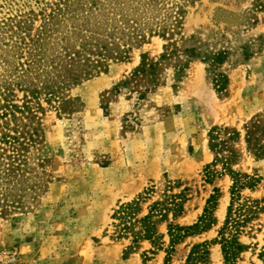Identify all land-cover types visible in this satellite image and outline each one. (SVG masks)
I'll return each instance as SVG.
<instances>
[{
	"label": "rangeland",
	"instance_id": "obj_1",
	"mask_svg": "<svg viewBox=\"0 0 264 264\" xmlns=\"http://www.w3.org/2000/svg\"><path fill=\"white\" fill-rule=\"evenodd\" d=\"M55 2L0 0V43L8 46V57L15 54L11 45L19 24L25 34L34 33ZM182 34L228 51V59L212 70L196 60L180 77L173 65L162 66L161 86L142 96L149 83L131 82L132 75L142 63L157 61L166 44L153 36L135 44L128 60L111 63L107 73L72 89L70 101L41 99L43 137L29 154L36 191L21 209L0 204V264H185L193 246L217 239L231 202L233 182L222 163L210 171L222 175L205 172L215 161L209 148L215 127L240 132L239 142L230 144L239 153L233 170L262 179L241 193L240 203L257 201L261 210L254 216L246 207L241 212V220L248 218L240 235L247 249L237 264H264V158L254 155L264 146V0H198L187 8ZM250 129L257 134L252 151L246 142ZM227 138L221 133V141ZM152 186L155 193L144 195ZM216 189L212 228L171 250L168 222L197 223ZM165 190L185 191L184 215L170 214L158 226L155 244L135 242L141 226L128 220L125 230L114 215L140 198L142 218ZM221 254L219 245L211 246L210 264H223Z\"/></svg>",
	"mask_w": 264,
	"mask_h": 264
},
{
	"label": "trees",
	"instance_id": "obj_2",
	"mask_svg": "<svg viewBox=\"0 0 264 264\" xmlns=\"http://www.w3.org/2000/svg\"><path fill=\"white\" fill-rule=\"evenodd\" d=\"M196 1L56 0L50 4V13L43 17L41 26L34 33L25 34L19 24L18 35L11 45L15 51L13 56L8 57L3 51V47L8 46L0 43V66H3L0 72V204L21 209L25 197L36 191V184L31 185L29 178L33 171L29 154L43 137L39 115L45 110L42 100L60 105L70 101L72 89L107 73L111 63L128 60L135 44L144 43L153 36H160L166 44L164 53L157 61L142 63L132 75L131 82L149 83L142 96L161 86L158 75L162 66L173 65L172 69L180 77L196 60L208 64V69L212 70L228 59V51H219L202 38L183 36L184 16L188 6ZM9 59H18L19 62L15 64ZM218 78L217 82L223 83L225 76L219 74ZM16 91L22 93L23 98L18 99ZM221 133L227 134L226 141H221ZM256 135L255 130L251 129L247 134V148L250 151ZM240 138V132L229 128L215 127L209 131V148L215 154V161L206 167L205 172L211 176L222 175L210 172L215 164L222 163L223 174L233 182L231 202L217 239L193 246L185 264H210L211 246L216 245L221 248L223 264H237L247 249L240 235L241 224L248 218L241 220V212L246 207L254 216L261 208L257 206V201L252 202V206L240 203L241 193L245 189L254 190L262 179L255 174L233 170L238 163L239 153L230 144L239 142ZM254 155L257 159L264 158V146H259ZM39 179L37 177V181ZM208 179L209 182L213 181L212 178ZM171 188L170 182L168 189L171 191ZM155 190L156 186H152L144 195L155 193ZM170 191L165 190L142 218H138L143 213L140 198L116 212L114 217L124 222L125 230L130 229L128 220H135L141 226V231L135 234V242L145 240L155 244L160 236L158 226L168 222L170 214L173 218L184 215L185 191L179 194ZM215 193L208 200L204 215L194 225L180 226L168 222L171 250L186 238L212 228V212L219 200V190L216 189ZM262 254L264 256V252Z\"/></svg>",
	"mask_w": 264,
	"mask_h": 264
}]
</instances>
